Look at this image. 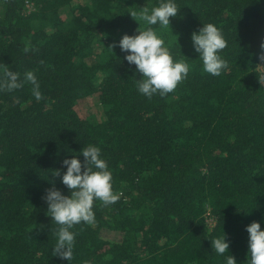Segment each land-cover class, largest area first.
I'll return each instance as SVG.
<instances>
[{
    "label": "trees",
    "instance_id": "trees-1",
    "mask_svg": "<svg viewBox=\"0 0 264 264\" xmlns=\"http://www.w3.org/2000/svg\"><path fill=\"white\" fill-rule=\"evenodd\" d=\"M158 3L0 0V80L4 68L21 80L32 71L43 95L26 81L0 90V264H68L52 251L59 225L42 197L49 180L68 194L52 171L62 176L63 160L88 144L122 195L95 203L93 225L74 226L71 264H247L246 225L264 228V0H176L171 28L151 27L190 71L149 99L118 41L149 27L142 8ZM207 23L228 42L219 76L192 44ZM224 233L219 255L211 240Z\"/></svg>",
    "mask_w": 264,
    "mask_h": 264
},
{
    "label": "clouds",
    "instance_id": "clouds-1",
    "mask_svg": "<svg viewBox=\"0 0 264 264\" xmlns=\"http://www.w3.org/2000/svg\"><path fill=\"white\" fill-rule=\"evenodd\" d=\"M178 11L176 0H159L158 6H153L151 11L148 7H143L141 18L149 27L138 29V34L135 35L124 34L118 41L120 50L126 54V61L129 65H135V71L141 74V78L136 80L138 92L149 99L156 94L163 97L173 92L178 84L187 78L190 71V66L185 60L174 59L170 48L165 46V41L151 27L159 25L169 28L171 18L176 17ZM135 15L131 13L133 18ZM191 39L206 73L219 76L228 69V62L220 55L228 43L221 28L214 23L203 24L199 31L192 33ZM116 46L114 43L110 47L113 50ZM3 76L6 79L0 80V90L6 88L11 91L21 88L26 81L33 85L32 94L35 99L37 101L43 99L34 72H26L24 79L21 80L19 73L4 68ZM79 155L84 157L83 162L78 158ZM62 163L66 168L63 175L61 176V169H55L52 175L60 176L61 183L68 189V194H64L55 186L54 181L49 180L52 187L46 190L42 198L48 205L47 215L51 217L52 222L59 225L56 243L52 249L54 256L71 264L77 236L72 230L74 226L81 223L93 225L95 203L100 201L104 206L114 204L122 193L114 190L112 172L98 145L88 144L79 154L65 158ZM246 231L247 264H264V228L261 222H251L246 225ZM211 242L217 254L228 253L229 242L225 233ZM226 264H237V261L234 256L228 255Z\"/></svg>",
    "mask_w": 264,
    "mask_h": 264
},
{
    "label": "rangeland",
    "instance_id": "rangeland-1",
    "mask_svg": "<svg viewBox=\"0 0 264 264\" xmlns=\"http://www.w3.org/2000/svg\"><path fill=\"white\" fill-rule=\"evenodd\" d=\"M77 108L79 111H82V113H83L84 111L92 109V106L90 103L87 102V100H85V101H81L78 104ZM93 111H94V109H93ZM207 221L211 223L212 220L210 218H208Z\"/></svg>",
    "mask_w": 264,
    "mask_h": 264
}]
</instances>
